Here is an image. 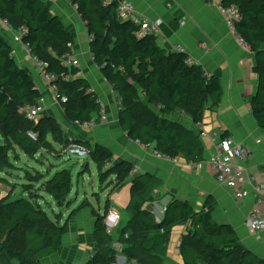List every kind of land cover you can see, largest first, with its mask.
I'll return each instance as SVG.
<instances>
[{"label": "trees", "instance_id": "16d2710c", "mask_svg": "<svg viewBox=\"0 0 264 264\" xmlns=\"http://www.w3.org/2000/svg\"><path fill=\"white\" fill-rule=\"evenodd\" d=\"M68 1L86 25L94 62L121 99V128L129 139L152 146L165 158L183 159L192 165L205 162V147L198 130L179 127L168 118L181 110L190 116L194 126L203 122L209 101L214 107L221 104L223 90L218 77L190 64L186 53L163 49L158 36L138 38L137 27L120 20L115 5L104 6L103 0ZM221 5L238 8L241 19L236 23V34L256 55L254 72L259 81L251 111L264 136V0H221ZM0 18L9 21L15 31L26 30L24 42L48 65L47 71L56 76L58 95L68 98L64 105L68 120L73 125H84L96 117L95 123L100 124L103 107L89 81L79 75L77 66L68 69L62 61L73 54L74 38L48 5L41 0H0ZM12 50L10 41L0 34V136L4 139V144H0V181L4 182L1 175L11 166L13 146L34 157L44 147L46 135L51 133L59 140L61 131L56 120L30 121L22 113L26 106H37L44 95L33 76L18 64ZM69 75L72 78L67 79ZM30 131L38 135L37 141L28 136ZM84 145L91 150L90 160L98 166L102 185L116 176V187L120 186L133 173L134 164L113 163L114 154L109 148ZM108 162L112 166L105 169ZM35 173L25 189L43 180L41 173ZM162 184L151 174H141L132 180L127 207L131 219L121 230L124 237L129 235L121 243L122 252L130 261L161 264L160 258L168 256L173 230L185 226L180 242L184 264H264L263 259L241 245L231 225L214 220L212 214L217 203L213 198L207 201L208 212H196L187 201H172L163 220L157 222L146 205L153 202L154 192ZM42 191L70 208L71 172H57L42 184ZM103 220L104 216L96 219L94 238L100 247L88 264L116 263V252L110 247L112 236L107 234ZM65 231L36 200H1L0 264H40L60 251ZM151 259L157 262H150Z\"/></svg>", "mask_w": 264, "mask_h": 264}, {"label": "crops", "instance_id": "0c3cea01", "mask_svg": "<svg viewBox=\"0 0 264 264\" xmlns=\"http://www.w3.org/2000/svg\"><path fill=\"white\" fill-rule=\"evenodd\" d=\"M41 1L48 5L72 34L74 46L71 57L80 69L79 75L89 81L92 92L99 98L107 119L90 129L73 125L65 117L64 106L56 104L53 93L45 81L39 77L35 65L30 61L24 49L19 47L16 61L33 76L39 90L44 95L46 111L43 116L53 117L61 125L64 124V134L70 139V143L74 141L105 146L114 154V164L127 161L134 164L137 173H132L122 185L117 187L116 176L103 185L100 182V188L104 187L103 191L107 201L104 203L100 201L98 207H94L89 202L85 189L82 194L78 191L75 197H71L74 191L72 186L68 202L73 201V204L69 208L68 204L59 206L50 195L42 191V184L52 179L57 172L62 170L71 172V169L64 166L56 170L52 168L40 184H34L33 188L24 190L21 187L28 186L30 183L17 182L20 181V176L16 174L10 176L11 166L6 169L1 175V178L6 181H0V201L13 202L19 198L36 200L53 221L58 220L59 224L66 228L60 251L40 261V264L90 263L100 247L94 238L95 222L98 217L108 211L107 207L116 209L122 218L121 227L112 235L113 242L110 246L116 252L115 264H139L124 256L121 243L124 236L121 230L131 219L127 207L131 198L132 180L141 174H151L163 183L154 192L153 202L146 205L157 222L163 220L164 209L172 201H187L196 212H208L207 201L213 198L217 203L212 214L214 220L219 224L231 225L238 234L241 245L264 260V242L251 236L246 226L255 208V201L253 198L235 200L229 190L218 185L216 174L210 165V159L215 152L214 144L210 140H204L206 161L199 165H192L183 159H159L154 155L155 149L152 146L146 147L130 140L121 128L116 93L103 76L102 70L94 62L90 53L86 25L76 7L68 0ZM128 1L134 4L141 17L150 21H162L158 42L163 49L170 53L177 51L176 47H182L184 53L189 56L191 64L201 66L206 74L218 77L223 90L222 101L219 107H214L213 102L209 101L202 122L203 126L207 131H219L223 135L228 133L236 142L248 148L253 158L245 163V167L250 174L264 180V136L251 111V100L257 92L259 81L258 75L254 72L257 59L251 49L246 50L242 47L238 35L226 25L224 16L214 5V2L221 0ZM0 34L5 35L11 42V32L0 29ZM201 45H205L206 49H200ZM168 119L179 127L197 131L190 116L181 110ZM57 141L53 138L50 142L54 145L55 152L63 158L65 146L62 147ZM0 144H4L1 136ZM19 152L36 162L37 158L42 155L40 151L34 157L29 156L16 146L15 153L19 154V160L11 163L12 159H10L13 169H17L14 164H19L18 161H21ZM48 158L51 159L50 155ZM55 160L57 161L58 157ZM89 167L90 162L85 165V168ZM96 167L98 172V166ZM34 171L42 174L39 169L34 168ZM123 221L126 224H123ZM185 230V226L173 230L168 256L165 259L160 258L162 259L161 264H184L180 242ZM150 262L156 263L157 259H151Z\"/></svg>", "mask_w": 264, "mask_h": 264}, {"label": "built area", "instance_id": "2783aa9c", "mask_svg": "<svg viewBox=\"0 0 264 264\" xmlns=\"http://www.w3.org/2000/svg\"><path fill=\"white\" fill-rule=\"evenodd\" d=\"M104 6H116V10L119 19L122 21L132 22L137 27V37L144 38L147 36H159L162 27V21H150L144 17H141L132 2L128 0H103ZM214 5L218 7L221 14L224 16L226 25L236 33V23L240 21L241 16L236 6L223 7L220 2H214ZM0 29L6 32L12 33L11 44L13 46L12 55L16 57L19 52V47H22L29 57L30 61L35 65L38 75L43 79L53 93L55 102L58 105L64 106L68 98L58 95L57 87L55 85L56 76L47 71L48 65L41 62L32 51V47L29 43L24 42V37L27 34L25 29L18 31L13 30L9 21L0 18ZM5 36V35H4ZM91 37H89V42ZM10 41V40H9ZM240 44L244 49L250 50L249 45L240 38ZM200 49L205 50L206 46L201 45ZM177 52L184 53V49L180 46L176 47ZM63 64L70 69L76 66L75 61L71 56L63 58ZM190 63V59H189ZM191 64V63H190ZM72 78L68 76L67 79ZM116 93V92H115ZM116 104L120 111L121 99L116 93ZM46 111L44 99L39 102L35 107L26 106L22 109V113L26 116V119L30 121H36ZM104 110L101 113V122L106 121ZM95 118L90 123L84 125H77L85 129L96 126ZM199 136L202 140H210L215 146V152L210 159V165L216 174V181L219 186L227 189L232 194L233 198L238 201L245 200L247 198H253L255 201V208L247 220L246 226L251 236L262 240L264 242V180H260L253 174H250L245 163L253 158L252 152L246 148L243 144L236 142L230 136L225 137L219 131H207L203 123L196 124ZM28 136L37 141L38 135L32 131L28 132ZM64 155L67 157H74L78 159H90L91 150L81 142H71L64 149ZM154 155L159 159L165 158L158 151H154ZM171 160V159H170ZM112 166V163H107L105 169ZM134 174L137 173L135 168ZM166 208L164 209V212ZM104 227L108 235L112 236L121 227L122 218L120 213L116 209H109L104 215ZM129 235H125V239H128Z\"/></svg>", "mask_w": 264, "mask_h": 264}, {"label": "rangeland", "instance_id": "374dc122", "mask_svg": "<svg viewBox=\"0 0 264 264\" xmlns=\"http://www.w3.org/2000/svg\"><path fill=\"white\" fill-rule=\"evenodd\" d=\"M65 117L67 118L66 114H65ZM41 119H46L48 122H51V123L55 122V120H56L53 117H48V116L42 115L36 120V122H38ZM48 119H51V120H48ZM59 125L61 127V131H60V139L57 142H59L62 145V147H64L68 143H70V139L65 137L64 124L61 125L59 123ZM53 138H54V136L52 134H48L45 136L44 142H43L44 147L41 150L42 155L37 158V160H38L37 162L33 161L30 157L28 158L27 156H25L24 154L19 152L21 161H18V162H20L19 164H17V163L14 164V165H16L17 169H13V165H11L10 169L8 168L9 170L12 171L10 176H12L13 174H16V175L20 176V181H17V182L22 183L24 181V183H30L29 182L30 179L36 176L34 168L42 171V175L44 178V176H46L47 173H50V170H52V168H53V170H56V169L64 166V167H67V168L72 170L71 171V180H72V186H73L74 191H73V194L71 197H75V195L78 191L80 192V194H82L83 189H85V191L87 192V198H88L89 202L92 203V205L94 207H98L100 201L102 203L107 201V197L105 196V192L103 191L104 187L102 189L100 188L101 185H100V180H99L97 167H96L95 163L92 162L91 160L78 159V158H74V157L70 158L68 156L67 157L64 156L62 158L61 156H59V153L55 152L54 145L52 144V142H50V141H53ZM48 144L51 147L48 148V146H47ZM15 151H16V146H13L12 151H11V155H10L11 156L10 159H12L11 163L15 162L16 160H19L18 159L19 154L17 155L15 153ZM49 155H50L51 159L48 158ZM56 157H58L57 161L55 160ZM89 162H90V167L85 170V173H82L83 169H85L86 163H89ZM28 166H30L31 168H29ZM12 181H14V180H12ZM40 182L36 183V184L38 185V184H40ZM91 183H93V185H90ZM82 185H84V187H82ZM21 189L24 190L25 187H21ZM45 207L49 208L48 206H45ZM107 210H109V207H107ZM124 221H126L125 217H124ZM123 224H126V223L124 222Z\"/></svg>", "mask_w": 264, "mask_h": 264}, {"label": "water", "instance_id": "95a60500", "mask_svg": "<svg viewBox=\"0 0 264 264\" xmlns=\"http://www.w3.org/2000/svg\"><path fill=\"white\" fill-rule=\"evenodd\" d=\"M89 43H90V42H89ZM58 205H59V206H62V204H61V203H58Z\"/></svg>", "mask_w": 264, "mask_h": 264}]
</instances>
